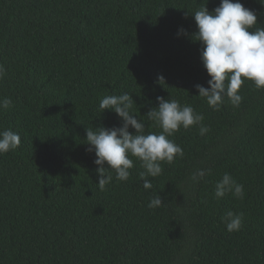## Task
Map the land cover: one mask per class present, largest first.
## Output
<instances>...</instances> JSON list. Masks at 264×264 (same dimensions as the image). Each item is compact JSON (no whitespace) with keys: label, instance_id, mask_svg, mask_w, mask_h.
<instances>
[{"label":"trees","instance_id":"16d2710c","mask_svg":"<svg viewBox=\"0 0 264 264\" xmlns=\"http://www.w3.org/2000/svg\"><path fill=\"white\" fill-rule=\"evenodd\" d=\"M220 2L0 0V100L12 101L0 131L21 137L0 154V264H264V88L245 80L241 104L224 97L218 110L196 88L210 76L191 13ZM241 3L264 27V5ZM125 92L145 134L161 131L145 116L160 96L191 105L209 131L181 126L169 137L184 154L162 162L151 189L131 157L130 178L108 169L101 190L86 130L121 126L99 104ZM225 173L244 186L242 199L214 196ZM156 196L163 205L149 208ZM228 211L243 214L241 230L227 231Z\"/></svg>","mask_w":264,"mask_h":264},{"label":"clouds","instance_id":"9594fccd","mask_svg":"<svg viewBox=\"0 0 264 264\" xmlns=\"http://www.w3.org/2000/svg\"><path fill=\"white\" fill-rule=\"evenodd\" d=\"M264 5V0H259ZM197 26L193 39L199 41L201 60L210 76L208 85L197 84L199 96L206 98L214 110H218L224 102V97L234 107L242 102L240 89L245 80H251L257 89L264 88V27H257L258 12L249 9L241 0H221L219 6L209 10L207 4L191 13ZM187 15V13H186ZM255 28L254 31L250 29ZM186 33L181 28L178 35ZM5 69L0 65V79ZM158 82L165 85V77H158ZM158 106L150 108L145 116L161 129L159 132L145 134V122L138 118L133 110V95L127 92L120 95H109L102 98L99 107L103 110H113L121 119V126L87 128V151L95 152L94 163L98 165V185L101 190L112 182V175L107 171L114 170L116 180L127 181L134 167L131 157L137 158L145 171L140 173L145 189H151L152 183L148 177L155 178L162 172V162L173 163L177 156H183V148L169 139L181 126L188 129L200 125V135H205L209 128L202 123L204 116L191 105H181L177 99L157 97ZM10 98L0 100V109L11 106ZM134 128L135 134L129 129ZM21 137L11 129L0 131V154L17 149ZM107 164V167H105ZM205 170L194 172L191 179L198 182L205 176ZM232 193L235 197H244V186L238 183L229 173H225L215 185L214 196L223 198ZM161 196L150 200L148 207L155 209L163 205ZM229 232L239 231L243 226V214L228 211L222 217Z\"/></svg>","mask_w":264,"mask_h":264}]
</instances>
